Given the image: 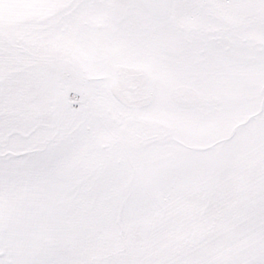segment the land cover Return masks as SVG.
Listing matches in <instances>:
<instances>
[{
	"label": "snow or ice",
	"instance_id": "6c2138e0",
	"mask_svg": "<svg viewBox=\"0 0 264 264\" xmlns=\"http://www.w3.org/2000/svg\"><path fill=\"white\" fill-rule=\"evenodd\" d=\"M0 264H264V0H0Z\"/></svg>",
	"mask_w": 264,
	"mask_h": 264
}]
</instances>
